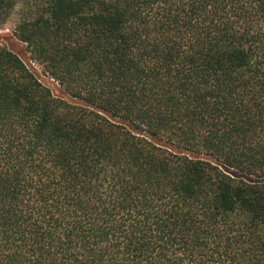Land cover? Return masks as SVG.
<instances>
[{"label":"trees","instance_id":"obj_1","mask_svg":"<svg viewBox=\"0 0 264 264\" xmlns=\"http://www.w3.org/2000/svg\"><path fill=\"white\" fill-rule=\"evenodd\" d=\"M12 15L59 90L0 47V264H264V0Z\"/></svg>","mask_w":264,"mask_h":264},{"label":"rangeland","instance_id":"obj_2","mask_svg":"<svg viewBox=\"0 0 264 264\" xmlns=\"http://www.w3.org/2000/svg\"><path fill=\"white\" fill-rule=\"evenodd\" d=\"M14 21L15 15H12L7 22L0 26V47H6L18 54L20 58L24 61V63L36 73V75L43 83L51 87L53 92H58V84L52 78L40 73V69L38 70L39 66H37L36 64L35 66L33 64V61L30 59L29 52L26 49L25 43L18 40L13 35L12 28L15 23Z\"/></svg>","mask_w":264,"mask_h":264},{"label":"snow or ice","instance_id":"obj_3","mask_svg":"<svg viewBox=\"0 0 264 264\" xmlns=\"http://www.w3.org/2000/svg\"><path fill=\"white\" fill-rule=\"evenodd\" d=\"M0 243H2V241H0Z\"/></svg>","mask_w":264,"mask_h":264}]
</instances>
